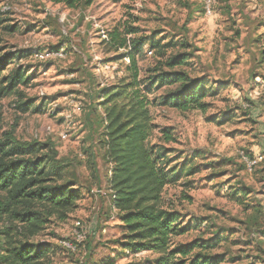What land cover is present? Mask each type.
<instances>
[{
  "label": "rangeland",
  "instance_id": "rangeland-1",
  "mask_svg": "<svg viewBox=\"0 0 264 264\" xmlns=\"http://www.w3.org/2000/svg\"><path fill=\"white\" fill-rule=\"evenodd\" d=\"M128 28L138 35H126ZM114 31L128 41L154 34L165 42L187 40L194 57L186 70L205 79L212 93L205 112L149 107L151 144L159 145L166 129L177 139L153 146L167 150L169 168L183 169L184 159L196 168L187 174V167L162 193L163 210L181 216L178 227L190 225L172 239L173 247L211 246L197 247L189 260L202 253L223 257L220 264H264V0H212L210 16L203 0H93L73 9L50 0H0V48L23 56L3 76L17 69L29 76L0 98V141L54 146L82 194L66 220L49 219L31 242L53 251L46 264H151L158 258L123 247L128 233L113 205V165L98 144L105 118L96 94L128 77L129 48L103 44ZM158 61L147 44L138 58L141 80ZM77 222L87 232L84 242Z\"/></svg>",
  "mask_w": 264,
  "mask_h": 264
},
{
  "label": "trees",
  "instance_id": "trees-1",
  "mask_svg": "<svg viewBox=\"0 0 264 264\" xmlns=\"http://www.w3.org/2000/svg\"><path fill=\"white\" fill-rule=\"evenodd\" d=\"M50 1L71 9L93 3V0ZM126 35H138V30L128 28ZM106 37L110 40L105 38L103 44L108 49L129 48L126 54L128 77L96 94L105 118L98 144L105 151L104 158L113 165L110 179L115 197L113 205L121 214L128 233L123 247L133 253L151 251L157 254L158 258L151 264H220L223 257L202 253L188 259L197 247L209 249V245L173 247L172 239L187 233L190 225L177 226L181 216L163 210L162 193L166 186L179 181L187 167V174H192L196 168L187 159H184L183 169L169 168L167 150L153 147L176 144L171 130L161 132L159 145L150 142L155 129L149 110L152 104L179 112H205L207 109L205 100L212 94L208 82L193 78L186 70L194 57L193 46L187 40H157L155 34L131 41L116 31ZM147 44L160 61L148 69L149 77L141 80L138 58L143 56ZM21 57L20 54H3L0 48V98L11 95L29 81V76L21 69L3 76L5 68ZM259 64L264 66V49L260 52ZM161 91L163 93L158 96ZM149 95L155 96L153 102L148 100ZM41 109L42 105L36 111L41 112ZM77 186L76 179L67 178L65 165L54 146L0 141V223L10 222V226H0V264H46L53 251L31 240L44 230L49 219L64 221L75 211L82 199ZM260 213L258 210L255 213L254 224Z\"/></svg>",
  "mask_w": 264,
  "mask_h": 264
},
{
  "label": "built area",
  "instance_id": "built-area-1",
  "mask_svg": "<svg viewBox=\"0 0 264 264\" xmlns=\"http://www.w3.org/2000/svg\"><path fill=\"white\" fill-rule=\"evenodd\" d=\"M203 3L205 4V8H206V14L207 15H212V0H203ZM67 135H63V138H66ZM255 162H248V168L249 170L252 169V167L254 166ZM113 192V191H112ZM99 194H102L101 192H99ZM103 196H105L106 194H102ZM114 195V192H113ZM115 197L113 196V199ZM75 229L77 230V236H78V240L79 242H84L87 239V232L85 231V229L83 228L82 224L80 222L76 223ZM65 246L68 249L73 250V246L71 244H65Z\"/></svg>",
  "mask_w": 264,
  "mask_h": 264
}]
</instances>
